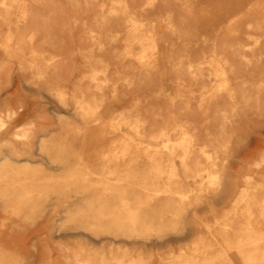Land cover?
Segmentation results:
<instances>
[{
    "label": "bare ground",
    "instance_id": "6f19581e",
    "mask_svg": "<svg viewBox=\"0 0 264 264\" xmlns=\"http://www.w3.org/2000/svg\"><path fill=\"white\" fill-rule=\"evenodd\" d=\"M41 8L54 12L42 17ZM76 30L82 33L75 35ZM172 38L180 44L175 56ZM118 45H122L121 57L136 60L147 73L158 71L165 59L178 72L177 83L183 82L182 72L190 78L206 76L212 85L202 86L199 105L204 103L215 110H180L192 118L178 119L150 136L146 134L145 122L136 117L133 124L138 137L127 134L96 150L98 170L112 173L115 169L111 168L123 162V166H128V182L147 174L156 181H165L162 183L161 179L159 186L145 192L144 201L137 195L130 202L131 198L128 196L127 200L123 192L118 204L117 200L108 201L113 204L101 215L105 223L89 221L88 227L113 228L125 222L128 231L133 233L141 226L144 235L152 225L148 220L165 213L182 218L204 204L243 203L242 220L236 230L223 227L221 241L216 243L222 247L219 251L226 263L233 262L227 251L235 249L242 262L264 264V197L262 200L255 196L264 192V187L258 185L254 168L244 173L241 181L230 172L236 159L252 161L255 167L264 161V151L258 153L259 160L255 161L264 133V0H0V105L4 106L0 111V210H10L18 216L20 207L30 204L40 184L36 172L43 166L51 169L55 162L44 146L46 134L41 129L37 131L33 124L32 102L20 94L23 72L28 71L31 79L23 84L26 90L46 89L57 97L61 109L71 99L74 113L87 124L95 119L98 110L111 106L113 94L101 99L81 91L69 92L75 72L77 82L82 78L74 59H85L90 67L89 80L102 90L98 73L107 70V63L98 56L94 60L101 69L91 66V50L96 48L104 55ZM221 98L228 109H218ZM207 111L214 114L218 141H211L214 134L209 133L208 126L199 125L202 117L207 119ZM20 120L26 123L20 126ZM121 120L128 123L124 116ZM191 124L195 127L187 130ZM146 137L150 142L145 141ZM36 143L39 159L34 153ZM56 152L65 160L63 150L56 147ZM86 154L91 155L89 150ZM195 155L204 156L215 170L201 168ZM135 156L143 157L139 164L148 162V169H138L141 165L132 163ZM83 170L91 171L85 166L82 173ZM122 181L117 177L101 182L100 196L110 193L116 198V190L123 188ZM113 182L120 188L116 189ZM249 191H254V196ZM101 197L99 204L104 208L107 198ZM156 206L164 214L157 216ZM121 210H125L124 214ZM162 230L160 227L155 233ZM30 240L31 236L27 241ZM211 262V257L204 256L200 263ZM164 264H186V259L180 256L177 261Z\"/></svg>",
    "mask_w": 264,
    "mask_h": 264
},
{
    "label": "rangeland",
    "instance_id": "374dc122",
    "mask_svg": "<svg viewBox=\"0 0 264 264\" xmlns=\"http://www.w3.org/2000/svg\"><path fill=\"white\" fill-rule=\"evenodd\" d=\"M41 9L42 17L54 12L53 10L51 13L46 8ZM80 30L74 31L75 35L82 33ZM170 43L175 56L179 53L180 44L176 38L170 39ZM90 48L92 47H86V49ZM121 48L122 45H118L116 50L104 55L96 48L91 50L93 62L91 66L96 70L101 69L102 66L94 60L98 56L107 63V70L98 73L99 81L104 85L102 90L96 89L94 81L89 80L90 67L84 62L85 59L80 56L74 59L79 68L78 76L82 78L77 82V72H75L74 78L69 82V92L77 94L81 91L87 95L94 94L101 99L113 94L111 106L105 110H98L95 119L87 124L74 113L71 99L66 108L61 109L57 97L46 89L26 90L23 84H27L26 80L31 82V79L28 71L23 72V78L19 82L20 94L32 102L33 124L37 131L41 129L46 134L44 146L48 147L50 158L55 162L50 165L51 169L43 166L36 172V176H40L38 181L40 184L32 195L30 204L20 207L18 216L10 210H0L3 214L2 221L0 218V230H2L0 264H130L133 260H139L136 264H164L177 261L180 256L185 257L186 264H201L204 256L211 257L212 264H230V262L226 263L227 260H224L220 254L219 250H222V247L216 243V240L221 241L223 227L232 232L233 229L236 230V225L242 220L241 212L245 208L243 203L235 205L230 201L228 203L217 201L212 205L204 204L193 212H187L182 218L159 212L156 206L154 207L156 215H164L152 221L148 220L152 225L144 235L140 231L141 226H137V230L132 233L128 231L129 227L125 222L113 228L93 230L88 227L89 221L97 220L100 221L98 223H105L106 219L101 215L113 204L108 201L117 200L115 204H118L119 195L123 192L127 200L128 196L131 198L130 202L134 201L133 198L137 195L144 201L145 192H149L155 185L159 186L161 179L162 183L165 181V178L156 181L147 174L144 178H136L135 181L128 182V176H125L128 174L126 171L128 166H123V162L117 167L113 165L111 169L115 170L112 173L98 170L95 168L99 166L96 161L97 155L94 154L96 150L103 148L105 142L113 139L121 140L127 134L128 137H138L133 124L136 117L145 122L146 134L150 136L158 134L164 126L173 125L178 119L192 118L180 110H188L187 112L215 110L213 106L208 107L204 103L199 105L203 97L202 86L207 88L212 85L206 76L190 78L182 72L183 82L177 83L178 72L174 71L173 66L165 59L158 66V71L147 73L136 60L121 57L119 55ZM13 66L15 68V63ZM222 101L225 99H220L221 105L218 109L225 107ZM3 109L4 106L0 105V111ZM207 115L208 117L205 116L207 119L203 120L202 117L199 120L201 122L199 125L208 126L209 133L214 134L211 141H218L215 136L219 131L216 130L212 119L214 114L207 111ZM123 116L128 119V123L121 122ZM25 123L26 120H20L18 125L22 126ZM189 126L191 127H186L187 130L195 127L193 124ZM260 140L262 143L255 154L257 158L255 161L259 160L258 153L264 151V133ZM145 141L150 142V139L146 137ZM34 146L35 157L38 158V144ZM56 147L65 152V160L57 154ZM87 150L91 155L87 156ZM138 155H141V152ZM195 157L198 158L201 168L215 170V166L205 162L204 156L195 155ZM142 158L135 156L132 163L137 167L141 165L138 169H148V162L139 164ZM43 164L45 165V161ZM231 164L230 172L233 178L241 181L242 175L254 168L258 185L264 187V161L256 167L247 159H236ZM84 166L91 171L85 173L83 170L82 173ZM117 177L122 178L123 188L116 190V198L111 197L110 193L101 197L103 186L101 182L105 183ZM114 186L116 189L120 188V184L114 183ZM128 186L131 190H128ZM249 194L254 196L255 193L249 191ZM255 196L263 200L264 192ZM99 197L107 198L104 199L107 202L102 204L104 208L99 204ZM123 211L125 210L120 212ZM223 222L232 226H224ZM160 227L163 230L155 233ZM262 231L264 232V226ZM137 232L139 234H136ZM29 236L31 240L28 242ZM203 244L208 247H203ZM196 245L198 248L195 247ZM227 252L233 261L232 264H251L242 262L235 249Z\"/></svg>",
    "mask_w": 264,
    "mask_h": 264
}]
</instances>
